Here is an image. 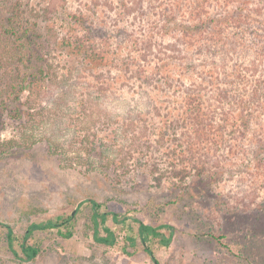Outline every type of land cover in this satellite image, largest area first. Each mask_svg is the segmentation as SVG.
<instances>
[{"label":"trees","instance_id":"1","mask_svg":"<svg viewBox=\"0 0 264 264\" xmlns=\"http://www.w3.org/2000/svg\"><path fill=\"white\" fill-rule=\"evenodd\" d=\"M2 1L0 82L8 84L0 89V102L18 101L23 90L39 88L25 102L27 120L34 121L40 114L61 117L66 113L48 111L75 106V119L62 127L74 130L66 151L72 144L90 164L98 153L95 167L128 171L138 164L158 184L212 178L231 162L264 164V0H80L74 8L66 0H37L30 15L21 0L6 6ZM235 53L246 59L231 61ZM55 55L63 57L61 74L55 73ZM146 88H152L151 106L142 112L141 101H131ZM121 96V113L90 112L93 102ZM20 110L9 114L21 117ZM48 130L32 143L44 140L53 153L54 128ZM226 147L235 160L224 157ZM157 161L168 166L160 169ZM101 207L90 201L86 234L113 246L116 234L106 222L109 214L114 222L120 219ZM72 217L32 222L23 233L1 224L0 248L33 261L44 251L40 233L60 227L59 234L70 236ZM133 218L135 234L128 240L134 246L140 240L157 260L155 249L171 244L174 227Z\"/></svg>","mask_w":264,"mask_h":264},{"label":"rangeland","instance_id":"2","mask_svg":"<svg viewBox=\"0 0 264 264\" xmlns=\"http://www.w3.org/2000/svg\"><path fill=\"white\" fill-rule=\"evenodd\" d=\"M10 1L13 0H4L2 5H9ZM35 1L21 0L28 15ZM66 1L73 8L80 2ZM38 20L41 25L47 23L46 18ZM41 53L46 54L43 49ZM54 57L55 73L61 74L63 57ZM245 59L246 55L235 53L231 61ZM3 71L0 67V72ZM43 83L42 94L48 87L47 78ZM7 84L6 79L2 80L0 89ZM120 87L119 82H115L118 91L123 90ZM33 90H23L18 101L0 102V225L9 224L23 233L32 222L67 219L75 211L74 225L69 227L70 236L59 234L60 227L40 233L44 251L33 261H21L0 248V264H155L140 240L136 246L128 240L135 232L131 228L135 223L133 217L174 227L171 244L155 249L160 264H264L263 163L231 162L212 178H190L174 184L169 179L156 183L151 173L138 164L129 166L128 171L114 166L95 167L99 162L95 158L100 156L98 153L91 157L93 164H90L78 158L72 144L66 151L74 130L66 131L62 127L66 121L75 119V106L48 111L66 113L61 117L45 118L46 114H40L37 122L36 118L27 120L25 112L30 109L25 102L28 97L33 99V93L39 88ZM150 91L152 88L141 91L131 103L141 101V111H147L151 106ZM123 99L121 96L118 100L107 98L106 102H93L90 112H96L94 117L101 116L102 108L121 113L126 105ZM33 103L36 105V100ZM42 105L49 106V103L43 100ZM17 106L24 114L11 117L10 110ZM37 111L35 108L34 112ZM156 127L151 126V129ZM50 128L49 132L54 128L53 153L44 140L32 143ZM223 151L225 158L235 160L234 152L228 153L227 147L222 149V154ZM158 154L164 155L161 151ZM261 155L264 156V152ZM157 162L160 169L168 166L163 161ZM91 200L102 204V212L118 213L119 222H114L112 214L106 222L116 234L113 246L99 244L91 233L86 234ZM67 229L66 226L61 228L63 232Z\"/></svg>","mask_w":264,"mask_h":264},{"label":"water","instance_id":"3","mask_svg":"<svg viewBox=\"0 0 264 264\" xmlns=\"http://www.w3.org/2000/svg\"><path fill=\"white\" fill-rule=\"evenodd\" d=\"M75 214V211H73L72 215ZM155 264H159L157 260H155Z\"/></svg>","mask_w":264,"mask_h":264}]
</instances>
